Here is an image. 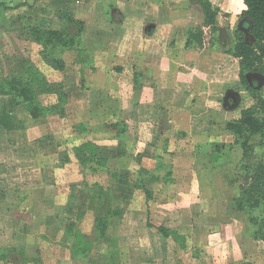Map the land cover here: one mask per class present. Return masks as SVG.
<instances>
[{
    "label": "crops",
    "instance_id": "crops-1",
    "mask_svg": "<svg viewBox=\"0 0 264 264\" xmlns=\"http://www.w3.org/2000/svg\"><path fill=\"white\" fill-rule=\"evenodd\" d=\"M208 1L219 10L215 31L202 26V43L187 46L189 30L203 23L191 0H54L83 22L77 38L104 49L91 51L89 65L64 59L62 114L32 118L16 97L0 95V262L20 253L51 264L64 247L65 259L53 263L261 264L243 253L244 223L225 193L194 195V181L200 190L226 181L214 151L232 137L219 125L229 120L221 107L231 80L217 77L237 78L224 23L245 9L243 0L239 10L237 0ZM97 186L109 201L97 207L103 233L92 206Z\"/></svg>",
    "mask_w": 264,
    "mask_h": 264
},
{
    "label": "rangeland",
    "instance_id": "rangeland-1",
    "mask_svg": "<svg viewBox=\"0 0 264 264\" xmlns=\"http://www.w3.org/2000/svg\"><path fill=\"white\" fill-rule=\"evenodd\" d=\"M49 0H0V4H4L6 7L3 8L0 6V86L4 91H8L11 89L12 85H17L16 81H13V78L16 77L19 81L23 82L25 79L30 78V80L34 79V74L36 72L41 77V79L45 80L46 83L50 84L52 88L51 92H38V99L43 104L53 103L56 99H58V94L60 93V89L58 86L62 80L64 75L63 67H64V59L66 62L72 63V61L81 62L83 65L90 64V56L91 51L97 49V51H102L104 47L103 44L94 45L92 41L77 39L75 40V48H68L63 46L60 39L52 37L51 35L45 37L44 32L46 30L50 31H60L63 30L64 34L68 37L76 36L75 32L79 27L77 23H67L64 21L68 14L61 12V7L54 0H52L50 5ZM64 11V9H62ZM197 11H200L199 9ZM194 12L191 10L189 13L190 17H193L197 21L198 12ZM229 11V10H228ZM236 11V10H235ZM201 13V12H200ZM241 14V13H240ZM239 13L233 16L231 22H227L229 17H227L225 26L229 29V34L231 36V40H234V33L236 29L242 30L244 34L245 40L248 42H252V37L248 33V26L246 23H249V19L246 17H241ZM76 17V16H75ZM246 22V23H245ZM195 25V24H194ZM39 27L41 30L40 39L36 33H33L32 29ZM44 30V32H43ZM90 29H85V34H89ZM209 30H206L208 33ZM51 36V37H50ZM42 38V39H41ZM233 43L228 45L227 47H231ZM85 47L86 52H81L82 48ZM85 53V54H84ZM67 54V55H66ZM56 60V61H55ZM59 61V62H58ZM34 74L32 75V73ZM220 75L217 78H226L229 87L226 88V94L224 98H226L225 105L221 107V111H223L228 117L229 120H234V116L238 115V112L246 107L248 104L251 105L253 103V98L248 94V92L238 83V78L232 80V75L224 74V76ZM237 77V74L235 75ZM251 81L253 80V84L256 89L259 90L260 93H264V76L259 73L249 74ZM249 78V79H250ZM40 79V80H41ZM39 80V79H37ZM214 80V78H213ZM235 82V83H234ZM62 88V87H61ZM63 92V91H62ZM235 95V96H234ZM236 100V101H235ZM223 102V103H224ZM240 114V113H239ZM226 121V122H227ZM219 121V125H222L225 128L226 122ZM234 136L230 138V141H227L225 147H233L230 152V156L225 159V166H223L220 171L226 175V181L224 184L220 183L219 180L215 181L213 184H204L201 185V190L198 187V183L194 181V195H207L209 191H213V193H218L219 195L227 196V199L230 200V197H233L237 193V185L239 182L235 180V182L231 181L237 177V169L234 166H237L241 158V148L238 145L230 144L233 143ZM250 141L256 147L254 152V156L258 159L264 154V148L259 147V143L261 141L260 135H252L250 136ZM230 145H229V144ZM196 161H200L199 158L195 159ZM178 162L179 167L185 166V163ZM190 163V162H189ZM15 171V170H14ZM103 170H100V173L97 174L99 177H104ZM202 171V170H200ZM102 172V173H101ZM205 171H203V174ZM220 174L219 171L216 172ZM227 173V174H226ZM233 173V174H232ZM222 176V175H220ZM17 177L14 176L13 179ZM224 177V176H222ZM234 177V178H233ZM193 180H197L196 177ZM13 183V182H12ZM197 186V187H196ZM199 191V192H198ZM215 195V194H214ZM32 198V203H35L37 200L36 195L29 193V197ZM227 200V203L229 202ZM225 203V201H224ZM210 207H216L212 203H209ZM214 205V206H213ZM219 207V206H218ZM241 216V215H240ZM228 218V216L226 217ZM242 218V219H241ZM235 218L237 219V225L242 226L244 223V231L240 238L243 244V253L250 255V252H253V256L258 259L259 263L264 264V243L260 239H256L252 236V226L250 224H246V217ZM238 219L240 221H238ZM201 220V219H199ZM30 238L34 239V243H38L43 245L42 250H48L46 242L39 241L38 233L36 231H29ZM248 236V237H246ZM153 237V236H152ZM150 240V237H149ZM147 240V242L149 241ZM257 240V241H255ZM50 247V246H49ZM52 250H54V246H51ZM40 249V248H39ZM256 251V252H255ZM40 252H44L41 251ZM254 252L256 254H254ZM64 254H66V248L57 249L55 254H51L50 257L51 264L53 263V257L57 255V260L65 259L63 258ZM16 257L15 264H40L38 259H33L31 262L21 256L20 253H14L12 257ZM55 258V257H54ZM14 261H1L0 264H8L13 263ZM14 264V263H13Z\"/></svg>",
    "mask_w": 264,
    "mask_h": 264
},
{
    "label": "trees",
    "instance_id": "trees-1",
    "mask_svg": "<svg viewBox=\"0 0 264 264\" xmlns=\"http://www.w3.org/2000/svg\"><path fill=\"white\" fill-rule=\"evenodd\" d=\"M191 2L200 6L203 13V23L189 30L187 46H192L193 44L198 46L202 43L204 37L202 26L214 29L211 32L215 31V18L219 10L213 7L208 0H191ZM243 3L245 9L240 15L241 17L249 19V23H245L248 26V33L252 37V42L250 43L245 40L242 30L236 29L233 44L226 52L238 59V83L253 98V103L241 109L239 117L227 121L225 125V128L234 136V141L230 144L238 145L241 148V158L237 166H234L237 169V177L231 179L232 182H235V180L239 182L237 185V193L228 200L227 208L237 213L234 215L237 218H241L244 215L246 217V224L249 223L252 226V236L260 239L264 243V154L257 159L254 156L256 147L250 141V136L260 135L261 141L258 146L264 148V93L262 94L256 89L253 80L251 81L249 77V74L252 73H259L264 76V0H243ZM0 6L9 8L4 4H0ZM64 21H68L67 23L71 24L74 22L77 23L79 27L75 32L76 36L68 37L64 34L63 30H46L45 32L43 30L45 37L51 35L52 37L60 39L63 46L75 48V40L82 32L83 22L75 20L70 15H67ZM32 30L33 33L39 36L37 38L40 39L42 29L37 27ZM40 79L41 77L37 72L34 74L33 80L27 77L23 82H20L18 78L14 77L13 81H16L17 85H12L8 91H4L0 86V95L10 94L16 97L18 102L23 104L24 109L32 118L42 117L46 114H62L63 106L66 103V94L62 92L61 84L58 86L60 89L58 99L53 103L43 104L38 99V92L50 93L53 87L46 83L45 80ZM79 147L92 146L90 142H87ZM76 150L80 159L82 156H85L90 160H94V163L97 165L105 163V159L100 155L94 153L91 155L87 152L84 153L83 150ZM231 150L232 147H216L214 151L215 160L220 159L221 161H225ZM94 190L95 198L92 200V206L94 208L96 207V226L98 231L103 233L106 228V216L99 213L101 211H97V207L100 209L105 208L106 205L109 206V201L106 193L100 186H97V189Z\"/></svg>",
    "mask_w": 264,
    "mask_h": 264
},
{
    "label": "clouds",
    "instance_id": "clouds-1",
    "mask_svg": "<svg viewBox=\"0 0 264 264\" xmlns=\"http://www.w3.org/2000/svg\"><path fill=\"white\" fill-rule=\"evenodd\" d=\"M236 7L238 10L244 8L242 0H237Z\"/></svg>",
    "mask_w": 264,
    "mask_h": 264
}]
</instances>
